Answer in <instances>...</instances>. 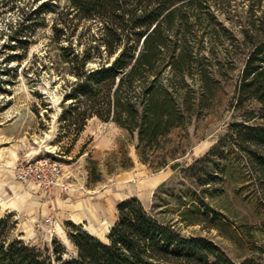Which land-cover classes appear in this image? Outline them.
<instances>
[{"label": "rangeland", "instance_id": "374dc122", "mask_svg": "<svg viewBox=\"0 0 264 264\" xmlns=\"http://www.w3.org/2000/svg\"><path fill=\"white\" fill-rule=\"evenodd\" d=\"M205 3L210 6L197 8L188 37L202 49L195 70L207 68L217 81L211 82L193 118L164 139L169 154L177 157L161 169L141 160L137 138L115 121L95 116L77 138L68 131L61 120L68 76L60 74L47 55L52 28L40 29L22 58L25 48L13 47L8 40L22 11L0 8V219L8 218L1 229L11 239L22 238L45 249L53 247L56 238L67 246V256L76 254L68 231L70 220L107 239L118 219L119 204L138 196L150 210L179 222L186 233L212 238L239 263L264 264V191L249 158L230 146L234 123L264 122L260 101L238 105L250 48L264 36V19L259 18L264 0ZM223 138L233 149L226 175L220 168L224 157L217 154L204 163L206 173H212L210 184L200 183L201 171L195 181L182 180L181 170ZM27 154L57 156L65 164L69 188L47 191L18 180L14 167ZM189 189L200 196L198 206L189 211L191 221L182 216L188 209L182 205L187 199L184 192ZM49 215L58 226L54 235L46 222Z\"/></svg>", "mask_w": 264, "mask_h": 264}, {"label": "trees", "instance_id": "16d2710c", "mask_svg": "<svg viewBox=\"0 0 264 264\" xmlns=\"http://www.w3.org/2000/svg\"><path fill=\"white\" fill-rule=\"evenodd\" d=\"M20 1L0 0V8L22 11L8 34L9 44L24 47V58L39 30L52 28L47 55L68 76L61 115L68 131L77 138L95 116L115 121L137 138L143 162L156 169L169 165L177 156L169 154L164 139L193 118L211 82L217 81L209 69L195 70L202 49L188 37L197 8L210 5L205 0ZM252 99L264 105V36L251 46L238 88L240 107ZM232 130L230 146L249 158L264 191V122L241 121ZM226 139L184 167L182 180L195 181L201 171L200 183L210 184L212 173H206L204 163L217 154L224 157L220 168L225 176L233 151ZM184 196L182 205L188 209L182 216L191 221L189 211L198 206L200 196L191 189ZM7 225L8 218H1L0 264H245L212 238L186 233L179 222L150 210L138 196L119 204L107 239L70 220L69 236L77 253L69 256L56 238L45 249L11 239L1 229Z\"/></svg>", "mask_w": 264, "mask_h": 264}, {"label": "built area", "instance_id": "2783aa9c", "mask_svg": "<svg viewBox=\"0 0 264 264\" xmlns=\"http://www.w3.org/2000/svg\"><path fill=\"white\" fill-rule=\"evenodd\" d=\"M15 176L24 183H34L50 191L54 188H69L67 170L63 161L53 154L35 157L27 154L19 159L14 167ZM51 234L58 232L54 216L46 217Z\"/></svg>", "mask_w": 264, "mask_h": 264}, {"label": "bare ground", "instance_id": "6f19581e", "mask_svg": "<svg viewBox=\"0 0 264 264\" xmlns=\"http://www.w3.org/2000/svg\"><path fill=\"white\" fill-rule=\"evenodd\" d=\"M90 208H92V207H90ZM95 212V211H94ZM97 213V212H96Z\"/></svg>", "mask_w": 264, "mask_h": 264}, {"label": "crops", "instance_id": "0c3cea01", "mask_svg": "<svg viewBox=\"0 0 264 264\" xmlns=\"http://www.w3.org/2000/svg\"><path fill=\"white\" fill-rule=\"evenodd\" d=\"M39 186V185H38Z\"/></svg>", "mask_w": 264, "mask_h": 264}]
</instances>
